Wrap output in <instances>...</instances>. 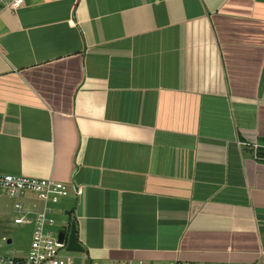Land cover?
Instances as JSON below:
<instances>
[{
    "label": "crops",
    "instance_id": "0c3cea01",
    "mask_svg": "<svg viewBox=\"0 0 264 264\" xmlns=\"http://www.w3.org/2000/svg\"><path fill=\"white\" fill-rule=\"evenodd\" d=\"M254 143L264 146V0L0 11V173L70 187L57 206L83 248L72 264H264ZM17 201L39 204L0 191L6 259L31 240L13 223Z\"/></svg>",
    "mask_w": 264,
    "mask_h": 264
},
{
    "label": "built area",
    "instance_id": "2783aa9c",
    "mask_svg": "<svg viewBox=\"0 0 264 264\" xmlns=\"http://www.w3.org/2000/svg\"><path fill=\"white\" fill-rule=\"evenodd\" d=\"M24 2L25 0H0V11L7 9L15 12L24 5ZM252 148L255 157L258 158L257 153L260 149H264V146L254 143ZM0 190L10 197L33 195L39 203L38 205H25L21 201L14 203L16 216L13 223L31 228V240L24 258L6 259L0 256V264H72L71 257L66 255L69 234L59 231L57 235H53L56 224L54 209L62 199L69 196L70 187L53 179H36L0 173ZM76 192L79 193L80 189H76ZM61 233L64 234L62 241L59 240ZM7 242V238H2L0 246Z\"/></svg>",
    "mask_w": 264,
    "mask_h": 264
},
{
    "label": "rangeland",
    "instance_id": "374dc122",
    "mask_svg": "<svg viewBox=\"0 0 264 264\" xmlns=\"http://www.w3.org/2000/svg\"><path fill=\"white\" fill-rule=\"evenodd\" d=\"M1 191V190H0ZM3 192V191H2ZM54 215H55V220H56V224H55V228L53 229L54 232H53V235H57V233L59 231H63L66 235L69 234V229H68V223H69V217H67L63 210L61 209V207L59 206H56L55 207V211H54ZM11 229H27V228H19V227H15V226H11L10 227ZM21 241L20 243H23L25 240H27L26 238V234L24 232H22L21 234ZM2 245L6 246L7 244L6 243H2ZM80 253H73V252H66V255L67 256H78Z\"/></svg>",
    "mask_w": 264,
    "mask_h": 264
},
{
    "label": "water",
    "instance_id": "95a60500",
    "mask_svg": "<svg viewBox=\"0 0 264 264\" xmlns=\"http://www.w3.org/2000/svg\"><path fill=\"white\" fill-rule=\"evenodd\" d=\"M63 239H64V234L61 233L59 235V240L62 241ZM67 251L73 252V253H82L83 252V248L80 245V243L77 241V238H76V227H75L74 223H72L70 226Z\"/></svg>",
    "mask_w": 264,
    "mask_h": 264
},
{
    "label": "trees",
    "instance_id": "16d2710c",
    "mask_svg": "<svg viewBox=\"0 0 264 264\" xmlns=\"http://www.w3.org/2000/svg\"><path fill=\"white\" fill-rule=\"evenodd\" d=\"M68 229H69V231H70V225L68 226Z\"/></svg>",
    "mask_w": 264,
    "mask_h": 264
}]
</instances>
